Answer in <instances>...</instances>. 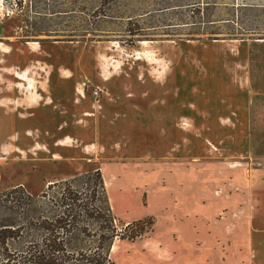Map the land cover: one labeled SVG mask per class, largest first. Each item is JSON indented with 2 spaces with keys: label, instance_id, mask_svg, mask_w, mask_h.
<instances>
[{
  "label": "rangeland",
  "instance_id": "374dc122",
  "mask_svg": "<svg viewBox=\"0 0 264 264\" xmlns=\"http://www.w3.org/2000/svg\"><path fill=\"white\" fill-rule=\"evenodd\" d=\"M108 79L115 107L121 90H190L200 117L176 123L183 168L222 179L201 191L180 176L194 197L184 215L140 205L131 190L126 206L112 189L118 214L157 218L134 242L116 238L113 264H264V0H0V196L21 186L53 198L51 182L113 161L102 145Z\"/></svg>",
  "mask_w": 264,
  "mask_h": 264
},
{
  "label": "crops",
  "instance_id": "0c3cea01",
  "mask_svg": "<svg viewBox=\"0 0 264 264\" xmlns=\"http://www.w3.org/2000/svg\"><path fill=\"white\" fill-rule=\"evenodd\" d=\"M112 82L114 83L113 80ZM101 84L103 88H107L103 104L109 109V112H106L108 118L104 115V119L107 120L104 122L106 130L103 131L106 135V141L102 145L107 149L106 152L113 158V161L102 163L97 171L102 174L113 214L126 225L143 218L134 217L130 211L118 214L111 195L112 189L126 206L128 202L133 203L131 200H127V197H131L128 190H131L134 193L132 194L134 201L138 200L141 205L143 199L146 201V206L152 202L159 213L167 215L190 213L191 211L187 210L186 204H189L194 197L185 194L184 189L188 187L191 190L192 186L190 181L182 182L180 176L192 178L195 185H198L195 189L198 188L201 191L206 190V183L217 184L218 181L222 180L219 176V169L210 175L193 176V174L185 172L186 170L183 168L192 164L187 162L190 159L185 154V148H180V138L175 126L178 120L200 117L199 114H196L199 111L194 109L197 108L196 105L198 104H192L193 102L187 97V95L191 96L192 92L190 90L184 92V89H171L168 83L155 86L156 89L164 93L160 98L144 93L126 96L121 90L117 96L120 99V104L115 107L108 102L109 99H112L111 95L108 96L113 91L111 80L108 79ZM42 109L40 106V108L35 109V112L39 113ZM111 113L116 115L113 116ZM211 117L217 116L212 115ZM13 119V116L8 118V130L14 129ZM116 136L117 138H115ZM114 144L120 145V152L112 147ZM167 173L171 174L172 177L169 180L170 184L165 178ZM68 180L70 179H62L56 182ZM173 199L182 200L181 205H177L174 200L175 205L171 206ZM146 219H152L154 226H156L155 213H150ZM167 222L170 223V220ZM154 226L152 225L153 228Z\"/></svg>",
  "mask_w": 264,
  "mask_h": 264
},
{
  "label": "trees",
  "instance_id": "16d2710c",
  "mask_svg": "<svg viewBox=\"0 0 264 264\" xmlns=\"http://www.w3.org/2000/svg\"><path fill=\"white\" fill-rule=\"evenodd\" d=\"M80 177L78 189L72 181ZM72 181L51 183L48 190L59 189L53 198L21 186L0 196V214L11 213L0 218V264H113L116 238L134 242L153 225L140 220L120 231L100 171ZM19 209L26 214L22 221L14 216Z\"/></svg>",
  "mask_w": 264,
  "mask_h": 264
},
{
  "label": "bare ground",
  "instance_id": "6f19581e",
  "mask_svg": "<svg viewBox=\"0 0 264 264\" xmlns=\"http://www.w3.org/2000/svg\"><path fill=\"white\" fill-rule=\"evenodd\" d=\"M108 184V183H107ZM109 185V184H108ZM114 250V249H113Z\"/></svg>",
  "mask_w": 264,
  "mask_h": 264
},
{
  "label": "built area",
  "instance_id": "2783aa9c",
  "mask_svg": "<svg viewBox=\"0 0 264 264\" xmlns=\"http://www.w3.org/2000/svg\"><path fill=\"white\" fill-rule=\"evenodd\" d=\"M98 94V92H96Z\"/></svg>",
  "mask_w": 264,
  "mask_h": 264
},
{
  "label": "water",
  "instance_id": "95a60500",
  "mask_svg": "<svg viewBox=\"0 0 264 264\" xmlns=\"http://www.w3.org/2000/svg\"><path fill=\"white\" fill-rule=\"evenodd\" d=\"M113 248V247H112Z\"/></svg>",
  "mask_w": 264,
  "mask_h": 264
}]
</instances>
